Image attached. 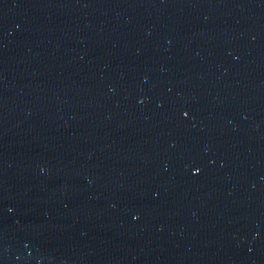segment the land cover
I'll list each match as a JSON object with an SVG mask.
<instances>
[{
  "label": "water",
  "instance_id": "95a60500",
  "mask_svg": "<svg viewBox=\"0 0 264 264\" xmlns=\"http://www.w3.org/2000/svg\"><path fill=\"white\" fill-rule=\"evenodd\" d=\"M0 264H264V0H0Z\"/></svg>",
  "mask_w": 264,
  "mask_h": 264
},
{
  "label": "snow or ice",
  "instance_id": "6c2138e0",
  "mask_svg": "<svg viewBox=\"0 0 264 264\" xmlns=\"http://www.w3.org/2000/svg\"><path fill=\"white\" fill-rule=\"evenodd\" d=\"M185 115H187V113H185Z\"/></svg>",
  "mask_w": 264,
  "mask_h": 264
}]
</instances>
